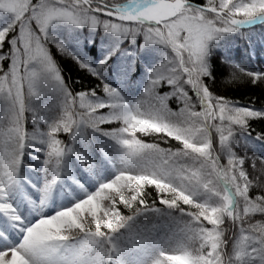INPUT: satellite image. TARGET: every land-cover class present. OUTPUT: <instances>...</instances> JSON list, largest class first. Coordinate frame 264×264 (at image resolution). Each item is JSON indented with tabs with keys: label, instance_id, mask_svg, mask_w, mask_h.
Masks as SVG:
<instances>
[{
	"label": "snow or ice",
	"instance_id": "obj_1",
	"mask_svg": "<svg viewBox=\"0 0 264 264\" xmlns=\"http://www.w3.org/2000/svg\"><path fill=\"white\" fill-rule=\"evenodd\" d=\"M242 79L264 0H0V264H264Z\"/></svg>",
	"mask_w": 264,
	"mask_h": 264
},
{
	"label": "trees",
	"instance_id": "obj_2",
	"mask_svg": "<svg viewBox=\"0 0 264 264\" xmlns=\"http://www.w3.org/2000/svg\"><path fill=\"white\" fill-rule=\"evenodd\" d=\"M245 42L241 41L239 42L240 50L243 51ZM53 54L57 61L61 64V66L64 68L66 77H70L71 79L68 81L70 84L73 83L75 80L79 79L83 73L78 71L76 66L67 58L63 57L61 54H59L56 49L52 48ZM261 57L258 54L257 57L254 60L255 64L261 63ZM75 88H78V85L73 84ZM224 94L234 97L240 100L241 103L248 102L250 97L255 96L258 100V102H264V92L260 88L253 87L250 83H248L246 80L242 79L239 83L235 84L234 86H230ZM172 106L175 107V104L173 102ZM145 139H147L145 137ZM151 191V189H149ZM121 211L125 212L127 214L126 210L121 207ZM260 217H257L259 219Z\"/></svg>",
	"mask_w": 264,
	"mask_h": 264
}]
</instances>
